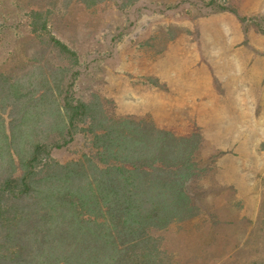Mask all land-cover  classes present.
Here are the masks:
<instances>
[{
    "label": "rangeland",
    "instance_id": "1",
    "mask_svg": "<svg viewBox=\"0 0 264 264\" xmlns=\"http://www.w3.org/2000/svg\"><path fill=\"white\" fill-rule=\"evenodd\" d=\"M37 65L108 115L199 129L185 184L194 214L151 230L165 264H264V0H0V73ZM86 127L46 134L66 140L49 158L95 156Z\"/></svg>",
    "mask_w": 264,
    "mask_h": 264
},
{
    "label": "trees",
    "instance_id": "2",
    "mask_svg": "<svg viewBox=\"0 0 264 264\" xmlns=\"http://www.w3.org/2000/svg\"><path fill=\"white\" fill-rule=\"evenodd\" d=\"M74 1L91 8L107 0H62ZM54 74L40 65L16 78L0 73V264H165L151 230L194 214L185 184L199 129L177 136L108 115L98 96L74 101L69 88L52 87ZM77 120L96 155L64 164L49 158L66 140L46 134L69 133Z\"/></svg>",
    "mask_w": 264,
    "mask_h": 264
}]
</instances>
